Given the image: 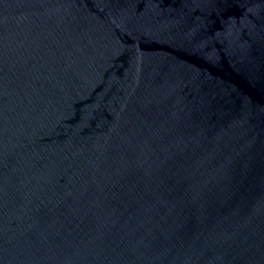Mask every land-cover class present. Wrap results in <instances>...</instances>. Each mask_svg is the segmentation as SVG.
Masks as SVG:
<instances>
[{"label": "water", "instance_id": "obj_1", "mask_svg": "<svg viewBox=\"0 0 264 264\" xmlns=\"http://www.w3.org/2000/svg\"><path fill=\"white\" fill-rule=\"evenodd\" d=\"M0 264H264V0H0Z\"/></svg>", "mask_w": 264, "mask_h": 264}]
</instances>
